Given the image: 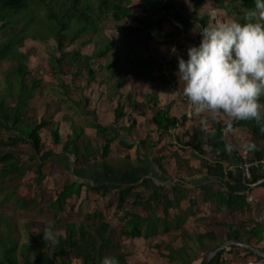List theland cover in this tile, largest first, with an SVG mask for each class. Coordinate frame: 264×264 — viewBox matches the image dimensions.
Instances as JSON below:
<instances>
[{"label":"trees","instance_id":"trees-1","mask_svg":"<svg viewBox=\"0 0 264 264\" xmlns=\"http://www.w3.org/2000/svg\"><path fill=\"white\" fill-rule=\"evenodd\" d=\"M187 1L192 5V9L188 13L177 7L175 0H137L134 6L132 0H0V36L7 40L0 42V67L4 63L7 65L0 75V80L3 83V87L0 89V129L7 128L8 131L16 133V135L6 133L3 140L0 139V190L7 181L25 176L28 172L34 174L37 183L44 179L46 176L43 172L44 163L39 160V157L42 153V131L45 129L49 130L52 145L60 144L62 154L72 155L74 168H85L90 157L101 159L106 157L109 143L113 141L109 134V127L101 126L95 121L90 126L96 130L98 136L105 140V144L101 146L102 152L95 150V145L91 144L92 141L89 138L84 137L85 141L82 140L83 129L66 117L63 119L68 121L70 132L65 140L60 137L58 122H54L52 116L35 119L33 113L31 117H26L30 101L35 94H42L43 87L41 78L33 76L31 72L28 63L29 53L21 50L25 41L45 43L53 40L56 43L55 53L46 52L48 53L46 70L50 77L49 83L46 84L51 85L50 92L52 94L44 100V106L48 109L53 100L52 97L60 89L65 101H70V93L79 95L78 101L72 103L76 106L79 103L78 108L84 110L89 100L83 93L92 84L104 86L109 99L115 95L124 97L120 86L126 80L127 74L122 73L118 56L114 55L111 59L108 57L111 45L101 35L103 33L101 25L104 21L110 19L117 24L127 21L126 26L121 27L120 30L124 44H129L128 48L132 49L136 48V40L143 37L142 33L148 39L169 38L182 35L195 24L200 30L207 27L208 15L200 17L197 15L204 0ZM242 1L249 9L255 7V0ZM134 7L138 9V13H133ZM170 11H173L171 18L179 23L180 27H176L173 32L166 33L163 27ZM239 22L245 23L242 19ZM64 41H68V44L73 46L70 51L64 49ZM91 43L93 45L92 52L89 55L83 53L82 48ZM35 50L38 52L37 48ZM126 54V59L131 62L129 74L138 78H147L153 83L152 64L149 59L131 60L129 53ZM67 59L70 65L65 63ZM97 60L95 67L93 63ZM67 76L71 79L67 83L68 85L63 81V78ZM153 91L156 92L155 88H152ZM144 101L148 105L150 98L145 96ZM61 102L59 100L58 104ZM123 102L124 100L116 102L115 121L125 116ZM260 103L264 104L263 96L260 98ZM154 110L152 121L156 130L161 134L177 127V119L170 117L168 108ZM210 122L211 130L192 132L186 146H190L198 155H203L205 147L215 161V165L205 166L206 173L220 184H224L226 179L234 178V175L230 171H225L223 167V164L228 160L229 151V145L225 141L222 131L227 124L223 125L211 118ZM133 124L134 122L129 127L131 128ZM232 127L246 128L254 139L248 144H255V149L248 150L246 147L245 150L248 153V160L257 164L249 169L250 177L246 179V183L256 184L264 179V130L254 120L237 121L233 123ZM20 138H23L25 143L30 146L28 153L22 152L19 148L20 142L23 141ZM144 141L145 139L142 142ZM22 155L27 157L23 158ZM236 179L234 178V180ZM240 180L241 174H238V182ZM164 187H157L155 190L145 193L131 185L114 191L105 185H85L78 180H71L70 174L64 173L63 184L56 191L54 200L48 205V208L53 210L55 217L56 224L51 229L56 234L57 243L53 245L45 242L43 229H40V232L34 236L35 247L19 245L15 240L10 239L11 230L9 225H6L8 221L2 219L6 230L0 233V264H19L18 256L22 260V264H71L70 256L78 260L79 264H100L105 256L115 257L119 264H128L126 254L121 252L119 237L147 239L158 234V227L161 228L159 234H169L171 227V230L179 228L181 217L172 223L168 210L173 209L178 214L184 188L180 182H174V185L171 186L173 194L171 191L169 194H176L178 197L170 198ZM83 188H85V192L94 191L102 197L114 198V200H109L114 201L116 212L122 214L120 220L124 225L117 230L104 221V216L100 212H94L88 217L93 220L89 228L83 223L59 222L57 214L63 212L70 199L80 197ZM226 191L218 189L214 191L203 187V201L213 200L220 208L223 207L230 211H247L246 192ZM208 194H211L210 198L206 196ZM110 201L109 204H111ZM20 203H24V200L22 199ZM127 203L133 210L125 209ZM38 204L35 200L26 203L32 207ZM158 206L162 209V219H151L150 212H153ZM17 207L19 208V205ZM221 226L224 227L222 230L224 233L220 232L216 235L212 232H205L194 236L195 241H193L203 246V256L199 264H202L215 247L225 242L242 243V235L238 229L225 223ZM58 228L62 230V233L58 232ZM251 233L257 238L258 243H263L259 250L264 253V222L255 221ZM206 239L216 241L215 247L209 250L205 249L203 241ZM238 244L230 245L228 250L221 249L207 264H228L223 256L226 252L233 254V258H237V260L233 259L236 260L235 262L248 260L250 257L258 258L252 251ZM156 247L160 256L167 258L169 264L173 262L194 264L198 258V254L192 252L187 245L179 249H173L168 245L164 248L166 254L160 253L159 245Z\"/></svg>","mask_w":264,"mask_h":264},{"label":"crops","instance_id":"crops-1","mask_svg":"<svg viewBox=\"0 0 264 264\" xmlns=\"http://www.w3.org/2000/svg\"><path fill=\"white\" fill-rule=\"evenodd\" d=\"M155 83L156 84L151 83V88H155L156 97L155 99H151L148 105L145 104L144 97L147 96V94H151L152 89L150 88L144 91L141 87L143 89L141 91L139 86L142 85L139 82H132L127 78L120 86V91L124 96L123 98L119 95H115L109 99L104 90V86L92 84L87 87L83 95L87 97L89 101L83 110V114H77L73 111H66V114L70 116V120L73 118V122L83 129L84 135L82 136V140L85 141L86 137L89 138L92 141L91 144L93 143V145H95L96 151L102 152L101 146L105 144V140L97 135L96 130L90 126L91 123L95 121L101 126L109 127V134L113 138V141L109 143L107 155L103 159L90 157L85 168H74L72 155L62 154V146L60 144L54 145L57 146L58 149L53 150V152L59 155L56 157L58 161L54 162L53 165L57 166L58 170L55 172L53 179H51L53 176H50V178L45 176L43 181L41 180L42 184H47L50 180L53 181V184L54 182H61V184H63V173H69L71 180H78L85 185H105L114 191L134 185L138 191H144L145 193L153 191L157 187L165 186L164 188H166L169 194V191L172 192L171 186L174 185V182H180L184 188V195L179 205L180 210L178 214L173 209L168 210V215L172 223L175 222V219L181 217L179 228L177 230H171V227L169 234H159L161 233V228L158 227L157 231L159 235L157 234L147 239L136 238L138 243L141 241L147 243L154 241L152 243L153 248L157 249L156 245H159V249L164 251L165 254L166 251L164 248L168 245L173 249H179L187 245L192 247V249L200 248L199 250L202 251L203 246L194 242V236L205 232H212L217 235L222 232L219 231V225L225 222L226 224L232 225L234 229H238L241 233L242 243L239 244L243 248H261L263 243L257 242V238L251 233V228L255 221L264 222V195L262 194L258 199L253 198L250 194L251 191L257 187L262 188V186L259 185L248 188L245 185L246 181L243 180L242 169L240 168V154L245 150L247 145L235 139L239 137V133L236 134L237 129L234 131L232 130L233 134L231 133L232 131L229 132L227 130V127H229L228 125L222 130L223 137L229 145L228 160L223 164V167L225 171H230L234 175V178L237 179H226L224 184H220L206 173L205 166H213L215 165V161L212 154H210L205 147L203 148V155H198L190 146L181 148L182 145L176 142V138H179L185 129L193 126L191 119L194 117L196 119L201 118L204 116V113H195V110L189 105L182 94L183 88H179L180 93H178L172 87H169L167 83ZM58 91L57 96L56 91L55 95L52 97V99H55V102L64 100V95L61 94L60 89H58ZM137 93H141V95H137L135 98L134 96ZM78 96L77 94L70 93L69 100L77 102ZM125 97L127 98L125 99ZM117 100H124L125 116L115 121L114 108ZM78 105L79 103H77V106ZM166 108H168L170 117L177 119L178 128L170 129L161 134L155 128L152 121V114L154 109L165 110ZM83 115H85L86 118H83ZM180 116L184 119V130L178 126ZM198 120L200 122L202 119H197L196 124H198ZM53 121L58 122L59 135L65 140V137L70 132L69 123L66 122L62 116L54 117ZM217 121L220 122V118ZM133 122L134 124L130 128L129 126ZM230 128L232 129L233 127L230 126ZM225 133H227L226 136L229 134L227 138L225 137ZM61 134H63V136ZM191 134L192 132L187 133L186 136L182 135L188 140ZM242 136H244V134H242ZM146 137H148V139H146ZM144 139L145 141L142 142ZM178 147L184 150L181 151ZM42 150L44 151V149ZM47 161L51 163V158ZM238 174H241V180L239 182ZM48 185L49 184H47V186ZM203 187L213 189L214 191L218 189L221 191L224 190L225 192H227L226 190H230L232 193L246 192L245 202L248 206L247 211H230L223 207L220 208L213 200L204 202ZM248 190H250V192H248ZM87 192H85V188H83L80 196ZM172 194L168 196L170 198H173V196L178 197L176 194ZM210 195L211 194H208L206 196L210 198ZM249 197L252 200L251 202L248 201ZM150 217L151 219L155 218L161 220L163 217L161 207L158 206L153 212H150ZM222 219L226 220L222 221ZM194 223L198 228H196ZM203 243L204 248L209 250L215 247L216 241L214 242L210 239H206ZM232 255L233 254L227 252L223 255L228 261V264L236 263L235 261L237 258H233ZM241 255L242 253L240 256ZM258 258L264 259V257L261 256H258ZM248 259L255 258L250 257ZM159 260L161 263L166 261V263L169 264L167 258L162 257ZM200 260L201 258L198 257L197 260L194 261V264H199Z\"/></svg>","mask_w":264,"mask_h":264},{"label":"rangeland","instance_id":"rangeland-1","mask_svg":"<svg viewBox=\"0 0 264 264\" xmlns=\"http://www.w3.org/2000/svg\"><path fill=\"white\" fill-rule=\"evenodd\" d=\"M84 1V0H81ZM137 0H132V5L134 6ZM175 4L178 8H182L184 12L188 13L192 9V5L187 0H175ZM249 9L242 0H221L218 2L217 0H204L201 3L200 9L197 11V15L203 16L208 15L209 19L207 21L208 26L210 24H214L217 22H225L229 19H236L238 22L244 17L245 10ZM133 13H138V9L134 7ZM173 15V11H170V15L167 18L166 22L164 23V32L170 33L173 32L174 29L177 27L179 28L180 25L176 21H174L171 17ZM29 18V17H28ZM25 23V22H24ZM128 22H120L115 23L110 19H106L104 23L101 25L103 28V33L101 34L105 37L110 45H111V52L108 56L110 59L115 55L118 56L120 59V67L122 73L127 74V79L130 81L139 82L142 86H139V89L142 87L144 91L149 90L151 86V81L147 78H138L135 75L131 76L128 70L131 68V62L126 59L127 54L129 53L131 60H143L149 59L151 65V71L155 82H164L172 87L176 92H179V88H183L182 83H179L178 77L176 73L178 72V61L176 55L172 54L171 49L175 47L177 54L183 57L185 60L187 59V48L191 45L198 46L200 43L201 37L199 36L201 30L197 28L198 25L192 26L189 30L184 32L180 36H172L169 38H155V39H148L143 33V37L141 36L140 39L136 40V48H128L129 44H124L123 36L121 34V27L126 26ZM7 41L5 37L0 36V42ZM65 50L70 51L73 46L68 44V41H64ZM56 43L53 40L47 41L45 43H37L31 40H26L25 45L21 48L22 51L28 52L29 56V65L33 76H37L42 80V87L43 92L41 95L35 94L34 98L30 101L29 107L26 110L28 116L31 117L32 114L35 119H39L42 116H47V118L54 117H66L67 119L70 118L66 111H73L77 114H83V110L78 106L74 105L72 101H65L63 100L61 104H58V101L55 102L53 99L51 103L47 107L44 106V100L48 97V95L52 94L50 92L51 85L46 84L49 83L50 77L48 76L47 69V57L49 51L51 54L55 53ZM35 48L38 49L35 50ZM93 50L92 43L87 45L86 47L82 48L83 53H91ZM37 52V53H35ZM66 64L70 65L69 60H65ZM103 61V60H100ZM97 62L93 63V66L96 67ZM7 65L1 64L0 67V75L1 71H4ZM128 72V73H127ZM70 77H64L63 81L65 83L70 82ZM48 81V82H47ZM78 82V81H77ZM80 84V83H78ZM3 87V83L0 80V89ZM141 88V91L143 90ZM152 89V88H151ZM58 90L56 96L58 94ZM142 93V92H141ZM136 94L134 97L136 98ZM75 96V95H74ZM147 96L151 99H155L156 95L155 92H151V94H147ZM264 98V96H263ZM98 102V101H97ZM86 106V105H85ZM81 116V115H80ZM210 116L204 113V116L197 119H202L200 122L198 120V124H196V118L194 117L192 120L193 126L185 129L184 119L182 116L179 117V124L178 126L184 130L182 134L186 136L187 133L190 132H207L211 130V122ZM80 118V117H79ZM83 118H86L83 115ZM207 120V123H205ZM66 122H68L65 119ZM72 121L73 118H72ZM220 122L225 125L226 122L223 118H220ZM75 123V122H74ZM233 125V124H232ZM231 125V126H232ZM207 127V128H206ZM178 128V127H176ZM237 129L236 134L239 133V137L235 139L240 140L242 144L247 145L249 141L254 140L250 131L243 127H234L230 131H234ZM229 131V130H228ZM229 131V132H230ZM233 131L231 132L233 134ZM227 132V133H229ZM12 134L16 135V133L12 131H8L7 128L5 130L0 129V139L3 140L5 134ZM225 137L227 138L228 135ZM244 136H242V134ZM181 134L179 138H176V142L179 145H182L181 148L188 147L186 146V142L188 140ZM63 136V134H61ZM21 140L23 138H20ZM42 149L44 151L41 153L39 160L44 162V170L43 172L47 174L51 179L54 178L55 172H57V166H54L53 163L57 162L56 159L57 155L53 150H57L58 147L52 145L49 130L45 129L42 131ZM186 140V141H185ZM185 141V142H183ZM19 148L24 153H28L30 146L25 143L24 139L20 142ZM179 150L183 151L184 149ZM52 151V152H51ZM51 155V156H49ZM197 156V155H195ZM23 158H26V155H22ZM49 158H51V163H48ZM64 174V173H63ZM68 176V174H66ZM65 175V176H66ZM43 181V180H42ZM36 182V178L32 172H28L25 176L14 178L10 181H7L0 190V233L5 232L6 225L10 227V239L15 240L19 245H30L31 247L36 246V241L34 236L40 232V229H44L45 226L51 228L53 225L56 224L55 217L53 216V210L48 208L50 202H52L55 198V193L60 189L62 185L61 182H57L54 184L53 181L50 180L48 186L47 184H42ZM54 185V186H53ZM250 192V191H249ZM251 196L253 198H259L261 195H264V186L254 188L251 191ZM24 200V203H20L21 200ZM110 196L102 197L98 193L94 191H89L86 194H83L80 197L70 199L63 212L57 214L58 221L61 223L72 222L75 224L83 223L89 227L93 223L91 218H88L94 212H100L104 216V221L107 222L109 225L113 226L118 230V228L122 227L124 223L120 220L121 213L116 212L115 210V203L114 201H110ZM37 201L39 204L32 207L30 205H26V203H30V201ZM109 201L111 204H109ZM19 205V208L17 207ZM133 210L131 206L125 205V209ZM2 219H6V225L2 221ZM228 219V217H227ZM226 219H222L224 221ZM225 223V222H222ZM195 224V223H194ZM226 224V223H225ZM222 225V224H221ZM219 225V231L224 230V227ZM237 225V224H236ZM196 228L197 225L195 224ZM238 227V225H237ZM145 228V227H144ZM239 228V227H238ZM58 232L62 233V230L58 228ZM120 243L121 252L126 254V261L128 264H167L166 261L163 263L160 262V258H162L155 248H153V242H145L141 241L138 243V240L131 239L128 237H119L118 239ZM192 246V244H191ZM198 254L199 258H202L203 251H200V248L192 249ZM160 253L165 254L164 251L159 250ZM167 253V252H166ZM201 253V254H200ZM165 258V257H163ZM71 264H79V261L74 259L73 256H70ZM19 264H22V260L18 256ZM201 262V260H200ZM172 264H177V262H173Z\"/></svg>","mask_w":264,"mask_h":264},{"label":"clouds","instance_id":"clouds-1","mask_svg":"<svg viewBox=\"0 0 264 264\" xmlns=\"http://www.w3.org/2000/svg\"><path fill=\"white\" fill-rule=\"evenodd\" d=\"M245 23L236 19L203 27L198 46L187 48V59L171 49L178 61L176 73L182 94L196 114L207 113L213 121L223 118L229 126L254 120L264 130V0L246 9ZM175 92V91H174ZM207 123V120H205ZM248 150L255 144H248ZM43 239L56 244L55 232L45 226ZM100 264H119L105 256Z\"/></svg>","mask_w":264,"mask_h":264},{"label":"built area","instance_id":"built-area-1","mask_svg":"<svg viewBox=\"0 0 264 264\" xmlns=\"http://www.w3.org/2000/svg\"><path fill=\"white\" fill-rule=\"evenodd\" d=\"M228 128V127H227ZM257 163H252L248 160V153L246 150H243L240 154V168L242 169V177L243 180L246 181V179H248L250 177L249 174V169L253 166L256 165ZM245 185L249 188L250 184H247L245 182ZM248 201L251 202V198H248ZM225 249H229L228 247H225ZM264 263V259L262 258H255V259H248V260H244V261H238L235 264H263Z\"/></svg>","mask_w":264,"mask_h":264},{"label":"water","instance_id":"water-1","mask_svg":"<svg viewBox=\"0 0 264 264\" xmlns=\"http://www.w3.org/2000/svg\"><path fill=\"white\" fill-rule=\"evenodd\" d=\"M260 184H264V179L257 182L256 184H252L250 185L249 187H255V186H259ZM237 245L238 243L236 242H225L223 244H221L220 246H218L217 248H215L205 259L204 261L202 262V264H207L215 255L218 251H220L221 249H224L225 247H228L230 245ZM240 245V244H238ZM241 246V245H240ZM248 250L252 251L255 255L257 256H261V257H264V253L261 252L259 249H256V248H252V247H246Z\"/></svg>","mask_w":264,"mask_h":264}]
</instances>
